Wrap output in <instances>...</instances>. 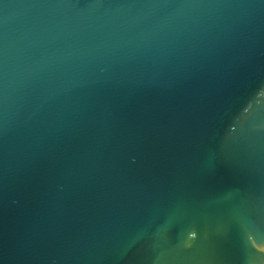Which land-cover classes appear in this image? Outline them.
I'll use <instances>...</instances> for the list:
<instances>
[{"label":"water","instance_id":"water-1","mask_svg":"<svg viewBox=\"0 0 264 264\" xmlns=\"http://www.w3.org/2000/svg\"><path fill=\"white\" fill-rule=\"evenodd\" d=\"M0 264H264V0H0Z\"/></svg>","mask_w":264,"mask_h":264}]
</instances>
